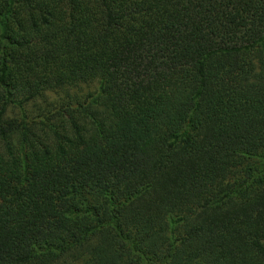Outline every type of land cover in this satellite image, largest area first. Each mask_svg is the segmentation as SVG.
<instances>
[{
	"label": "trees",
	"instance_id": "1",
	"mask_svg": "<svg viewBox=\"0 0 264 264\" xmlns=\"http://www.w3.org/2000/svg\"><path fill=\"white\" fill-rule=\"evenodd\" d=\"M0 264H264V0H0Z\"/></svg>",
	"mask_w": 264,
	"mask_h": 264
},
{
	"label": "rangeland",
	"instance_id": "2",
	"mask_svg": "<svg viewBox=\"0 0 264 264\" xmlns=\"http://www.w3.org/2000/svg\"><path fill=\"white\" fill-rule=\"evenodd\" d=\"M98 87L96 82H92L89 84H83L80 88L83 92L95 91Z\"/></svg>",
	"mask_w": 264,
	"mask_h": 264
}]
</instances>
